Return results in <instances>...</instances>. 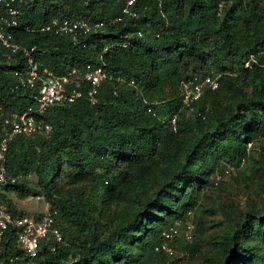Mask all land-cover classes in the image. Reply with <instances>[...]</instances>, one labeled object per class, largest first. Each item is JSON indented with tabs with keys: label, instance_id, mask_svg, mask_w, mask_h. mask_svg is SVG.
<instances>
[{
	"label": "trees",
	"instance_id": "16d2710c",
	"mask_svg": "<svg viewBox=\"0 0 264 264\" xmlns=\"http://www.w3.org/2000/svg\"><path fill=\"white\" fill-rule=\"evenodd\" d=\"M25 1L15 40L34 48L41 70L62 75L86 64L102 65L111 80L102 84L96 105L81 99L55 106L43 116L51 126L48 134L17 137L9 144L7 173L23 179L0 186V193L20 200L47 195L50 209L58 212L64 242L53 253L42 249L37 258L27 259L9 232L0 264L159 263L164 255L154 248L168 219L186 221L200 193L209 184L218 186L211 177H222L223 165L237 169L256 148L264 181V0H135L122 22L79 38V45L38 29L54 18L107 23L122 16L126 0ZM250 56L255 61L244 68ZM24 70L21 57L7 60L0 47V134L3 116L35 103L37 91L16 89L13 73ZM207 76H220L218 88L204 92L195 112L180 111V82ZM118 77L125 82L117 83ZM145 102H159L153 107L155 116L147 113ZM174 114L176 131L171 132ZM63 157L77 169V181L95 182L94 192L51 194ZM160 166V181L149 180ZM30 174L37 177L40 192L26 183ZM122 193L131 195L137 207L114 230L104 227L100 209L117 204ZM0 206L24 215L10 203L0 200ZM238 214L243 220L224 234L221 252L211 264H264V257L247 243L261 232L264 217L246 210ZM200 242L194 239L191 248L183 247L194 254ZM135 248L146 254L144 261ZM14 257L18 260L10 262Z\"/></svg>",
	"mask_w": 264,
	"mask_h": 264
},
{
	"label": "built area",
	"instance_id": "2783aa9c",
	"mask_svg": "<svg viewBox=\"0 0 264 264\" xmlns=\"http://www.w3.org/2000/svg\"><path fill=\"white\" fill-rule=\"evenodd\" d=\"M135 0H128L121 11V17H117L107 23L90 25L84 20H69L67 18H54L47 25L38 29L41 33H50L58 38H68L73 44L79 45V38L102 29L105 25H113L122 22L124 17L130 15V9ZM27 8L25 0H0V47L7 60L19 56L24 60V72L15 71L13 77L17 80L16 89L28 92L37 91L34 105L24 109L21 113L13 112L2 117V129L0 134V186L14 185L23 177H12L7 173L6 155L9 144L17 137L31 138L39 132L48 134L51 126L43 120L48 110L55 106H64L75 103L77 100L86 99L90 106L97 104V96L104 82L111 80L104 66L94 67L86 64L82 68H72L65 74L58 75L49 69H40L32 54L34 48L28 49L15 40V32L20 29V18ZM28 32V30L25 29ZM138 34V37H142ZM219 76H207L203 79L194 78L190 81H181L178 87L180 98V111L189 113L196 111L195 105L206 90L214 91L218 88ZM117 83H124L121 77L115 78ZM130 81L129 85L132 86ZM115 94V92H114ZM159 103L145 102L148 114L155 116L154 105ZM0 111L2 108L0 106ZM177 114L170 118L171 132L176 131ZM204 119L205 116L201 115ZM233 171L227 166L224 175ZM221 179L217 174L211 177L216 187ZM189 219L192 212L187 213ZM58 212L47 209L38 215H14L0 206V249L9 232L15 236V246L21 251L23 257L35 259L42 249L55 252L60 244H63V236L57 227ZM184 232L177 228H171L162 233V242L155 248V252L162 253L168 258L175 255L172 246L174 239L183 236L186 241L192 239L193 226L186 223ZM18 257L9 261H17Z\"/></svg>",
	"mask_w": 264,
	"mask_h": 264
},
{
	"label": "rangeland",
	"instance_id": "374dc122",
	"mask_svg": "<svg viewBox=\"0 0 264 264\" xmlns=\"http://www.w3.org/2000/svg\"><path fill=\"white\" fill-rule=\"evenodd\" d=\"M249 156L250 159L237 167L235 174L223 175L216 188H212V184H209L207 189H204L200 193L196 206L190 210L192 218L187 219L194 227L192 240L185 242L180 240L181 238L175 239L172 243L175 248V255L173 257L168 258L163 256L159 263H154V260H151V262H147L146 264H211L210 260L216 259V253L221 252L224 234L232 231L234 226L243 220L238 219L239 211L244 212L246 210V213L248 212L250 215L254 214L264 217V181L260 180L261 172L256 166L258 161L257 149L255 148L250 151ZM58 164L60 172L57 173L54 179V187L51 191L52 195L79 192L92 193L96 190L95 182H91L90 180L80 182L73 177L77 169L71 167L64 157ZM108 166L113 168L114 163L111 162ZM160 167L159 170H156L152 174L149 180L160 181L159 177L162 173L159 171L163 166ZM96 171L95 177H98L100 171ZM112 174L115 176L117 172ZM234 178H236L238 183H233ZM25 180L32 189L40 192L36 186L38 179L35 174L28 175ZM146 185L149 188L152 184L148 182ZM37 195L36 197L20 200L15 195L3 191L0 193V200L5 206L10 203L15 209L25 215L34 216L51 208L49 199L46 197L47 195L42 192ZM130 197L131 195L128 196V194L122 193L117 204L111 206L104 204L100 209L102 215L101 225L114 230L117 225L126 219L137 207L132 202V197ZM174 204L170 207L171 209L174 208ZM224 213L228 214L229 219L225 218ZM183 222V220L168 219L164 231L170 227H176L180 232H184ZM194 239H201V242L198 246L199 251L192 254L189 248H191ZM247 243L255 250V253L264 257V226L261 232L251 235ZM184 245L189 248H184ZM134 252L136 255H143L139 261L146 259V254H142L143 252L140 249L135 248ZM255 259L260 260L259 257ZM133 264H139V262H134ZM250 264H257V262H251Z\"/></svg>",
	"mask_w": 264,
	"mask_h": 264
},
{
	"label": "clouds",
	"instance_id": "9594fccd",
	"mask_svg": "<svg viewBox=\"0 0 264 264\" xmlns=\"http://www.w3.org/2000/svg\"><path fill=\"white\" fill-rule=\"evenodd\" d=\"M127 1H128V0H126L125 5H126ZM251 61H255L253 56H250L249 61L245 62V64H244V68H247L248 65H249V62H251ZM219 78H220V76H219ZM218 80H219V79H218ZM218 85H219V82H218ZM251 149H252V145H251V144H248V145H247V152L249 153V150H251ZM242 164H244V161H243V160L241 161V164H240V165H242ZM223 166H224V172L226 171L227 166L232 167V165H223ZM232 169H233L232 173L235 174L236 169H235L234 167H232ZM188 212H189V211H188ZM188 212H187V213H188ZM187 219H189L188 216H187ZM186 223H190V222H188V220L184 221V222H183L184 228H185V224H186ZM171 228H176V227H170V228H168L167 230H165V231H163V232H166V231H168V230L171 229ZM184 228H183V229H184ZM177 229H178V228H177ZM193 229H194V227H193ZM163 232H162V233H163ZM161 238H162V234H161ZM178 238H181V239L185 240L183 236H179ZM176 239H177V238H176ZM174 240H175V239H174ZM191 240H192V239H191ZM191 240H190V241H191ZM185 241H186V240H185ZM161 242H162V240H161ZM161 242H160V243H161ZM173 242H174V241H173ZM173 242H172V243H173ZM187 242H189V241H187ZM160 243H159V244H160ZM172 243H171V244H172ZM172 246H173V244H172ZM173 248H174V246H173ZM174 249H175V248H174ZM161 254H162V253H161ZM162 255H164V254H162ZM164 256L167 257L166 255H164Z\"/></svg>",
	"mask_w": 264,
	"mask_h": 264
}]
</instances>
